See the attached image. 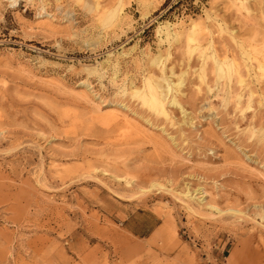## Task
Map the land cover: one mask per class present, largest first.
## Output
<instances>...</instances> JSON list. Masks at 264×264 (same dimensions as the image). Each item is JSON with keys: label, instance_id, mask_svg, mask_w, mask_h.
Masks as SVG:
<instances>
[{"label": "rangeland", "instance_id": "374dc122", "mask_svg": "<svg viewBox=\"0 0 264 264\" xmlns=\"http://www.w3.org/2000/svg\"><path fill=\"white\" fill-rule=\"evenodd\" d=\"M0 264H264V0H0Z\"/></svg>", "mask_w": 264, "mask_h": 264}, {"label": "bare ground", "instance_id": "6f19581e", "mask_svg": "<svg viewBox=\"0 0 264 264\" xmlns=\"http://www.w3.org/2000/svg\"><path fill=\"white\" fill-rule=\"evenodd\" d=\"M100 12V11H99ZM115 12L113 11V12H111V13H109L108 15L106 14V16H107V18H109L110 16H111V18H114V16H115ZM191 29H192V27H191ZM176 35V34H175ZM177 38V37H176ZM178 38H179V36H178ZM238 56V55H237ZM224 58H226V56H224ZM222 60V59H221ZM225 60V59H224ZM227 60V59H226ZM161 61V60H160ZM223 61V60H222ZM223 62H225V61H223ZM257 63V62H256ZM230 64V63H229ZM216 65L219 67L220 65H219V63H217L216 62ZM223 66V65H222ZM222 66H220L219 67V69L220 68H222ZM261 66V63H259V67ZM228 68H230L231 66L230 65H228L227 66ZM258 67V69L260 70V68ZM229 71V69H227V71L226 70H221V74L222 73H226V72H228ZM228 74V73H227ZM239 74V73H238ZM241 78V77H240ZM145 81V80H144ZM168 83V82H167ZM240 83V82H239ZM168 85H169V83H168ZM181 85V83H179V84H173V85H171L170 86V89L168 90V91H170L171 90V92H172V90H174L175 88L177 89V87H179ZM157 85H149V93H148V95H147V97H145L144 98V100H143V103L146 105V106H148L150 109H152V110H154L155 112H157L158 114H160V115H164V116H166L167 115V111H166V107H165V103H164V99H163V97H162V94H161V92H160V90H159V86H157ZM166 86V85H165ZM181 87V86H180ZM161 88V87H160ZM138 90V89H137ZM166 90V89H165ZM167 91V92H168ZM134 94L135 95H139L140 96V92H134ZM163 94H164V92H163ZM166 96H168L167 94H166ZM172 104L173 105H178V103H177V101H176V99H175V97H173L172 99ZM168 104V103H167ZM254 107V106H253ZM167 117H168V115H167ZM114 178V177H113ZM188 193V192H187ZM185 194H186V192H185ZM196 198V197H195ZM210 209V208H209ZM213 210V209H212ZM227 213V212H226Z\"/></svg>", "mask_w": 264, "mask_h": 264}, {"label": "crops", "instance_id": "0c3cea01", "mask_svg": "<svg viewBox=\"0 0 264 264\" xmlns=\"http://www.w3.org/2000/svg\"><path fill=\"white\" fill-rule=\"evenodd\" d=\"M154 230H143V231H137L134 233H131L133 236L138 237V239H143V240H147L151 237V235L153 234Z\"/></svg>", "mask_w": 264, "mask_h": 264}]
</instances>
